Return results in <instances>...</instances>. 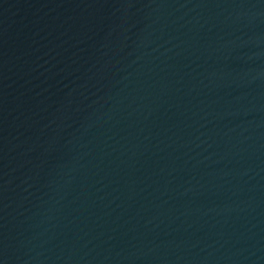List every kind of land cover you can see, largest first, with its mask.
<instances>
[{"label": "water", "instance_id": "obj_1", "mask_svg": "<svg viewBox=\"0 0 264 264\" xmlns=\"http://www.w3.org/2000/svg\"><path fill=\"white\" fill-rule=\"evenodd\" d=\"M0 264H264V0H0Z\"/></svg>", "mask_w": 264, "mask_h": 264}]
</instances>
